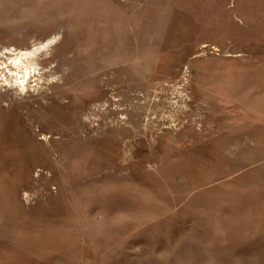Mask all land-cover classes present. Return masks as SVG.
Returning <instances> with one entry per match:
<instances>
[{
	"label": "rangeland",
	"instance_id": "rangeland-1",
	"mask_svg": "<svg viewBox=\"0 0 264 264\" xmlns=\"http://www.w3.org/2000/svg\"><path fill=\"white\" fill-rule=\"evenodd\" d=\"M0 264H264V0H0Z\"/></svg>",
	"mask_w": 264,
	"mask_h": 264
}]
</instances>
